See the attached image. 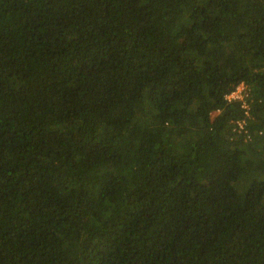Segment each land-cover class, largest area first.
I'll return each mask as SVG.
<instances>
[{"label": "trees", "instance_id": "obj_1", "mask_svg": "<svg viewBox=\"0 0 264 264\" xmlns=\"http://www.w3.org/2000/svg\"><path fill=\"white\" fill-rule=\"evenodd\" d=\"M0 264H264V0H0Z\"/></svg>", "mask_w": 264, "mask_h": 264}, {"label": "built area", "instance_id": "obj_2", "mask_svg": "<svg viewBox=\"0 0 264 264\" xmlns=\"http://www.w3.org/2000/svg\"><path fill=\"white\" fill-rule=\"evenodd\" d=\"M242 94V95H240ZM247 95L246 87L243 83L238 84L232 91L226 94L227 99L241 100L242 106L246 108L244 97ZM241 126V124H240Z\"/></svg>", "mask_w": 264, "mask_h": 264}, {"label": "rangeland", "instance_id": "obj_3", "mask_svg": "<svg viewBox=\"0 0 264 264\" xmlns=\"http://www.w3.org/2000/svg\"><path fill=\"white\" fill-rule=\"evenodd\" d=\"M240 95H242V94H240ZM241 125H242V123H240Z\"/></svg>", "mask_w": 264, "mask_h": 264}]
</instances>
